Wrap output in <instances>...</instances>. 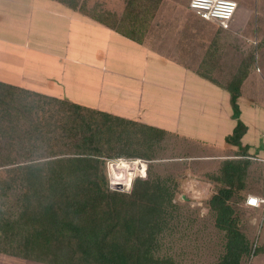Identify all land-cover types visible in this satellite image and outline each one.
<instances>
[{"label": "crops", "instance_id": "0c3cea01", "mask_svg": "<svg viewBox=\"0 0 264 264\" xmlns=\"http://www.w3.org/2000/svg\"><path fill=\"white\" fill-rule=\"evenodd\" d=\"M126 20L86 15L74 0H0V88L166 130L222 166L249 160L264 168V25L247 30L234 19L240 34L189 7L160 10L136 19L145 32L138 43L122 34ZM239 70L248 75L235 115L226 85ZM239 123L244 133L234 144ZM0 264L46 263L0 253Z\"/></svg>", "mask_w": 264, "mask_h": 264}, {"label": "trees", "instance_id": "16d2710c", "mask_svg": "<svg viewBox=\"0 0 264 264\" xmlns=\"http://www.w3.org/2000/svg\"><path fill=\"white\" fill-rule=\"evenodd\" d=\"M136 7L142 13L150 5L129 0L123 19L130 27L122 34L140 43L145 32ZM247 75L239 70L226 85L235 115ZM5 91L0 88V140L7 143L0 156V253L46 264H175L159 255V238L171 219L176 187L154 174L137 179L129 192L118 191L110 187L107 169V159L138 156L124 153L129 137L124 141L121 123L150 132L146 143L152 146L171 134L25 89ZM243 133L239 123L228 140L239 144ZM152 146L139 155L152 158ZM251 164L227 160L215 177L219 188L208 203L227 240L220 264H241L252 252L231 205L244 191ZM18 191L20 209L10 214L4 203Z\"/></svg>", "mask_w": 264, "mask_h": 264}, {"label": "rangeland", "instance_id": "374dc122", "mask_svg": "<svg viewBox=\"0 0 264 264\" xmlns=\"http://www.w3.org/2000/svg\"><path fill=\"white\" fill-rule=\"evenodd\" d=\"M74 1L84 14L99 19L107 18L110 21L111 19H123L129 2V0ZM190 1L147 0V4L150 5L148 11L144 10L140 13L136 7L133 13L136 11L135 17L139 15L141 19H153L160 14V10H187ZM235 1L239 8L234 19H238L242 25L245 22L244 26L247 30L248 28L252 30H256L258 27L262 28L264 25V0ZM119 13H121L120 16H118ZM231 28L240 34L243 30L241 27L237 28L234 21ZM224 74L223 76H226ZM1 117L2 114H0V120ZM142 124L149 126L145 123ZM120 125V129L126 132L124 141H126V137H129L127 139L128 146L122 148L124 153H134L138 155L135 157L151 160L146 180L157 174L161 180L175 186L177 190L171 219L167 229L159 238V255L169 257L175 264H220L225 254L227 240L225 233L216 227L215 214L210 209L208 202L218 191L219 183L215 181V177L217 178L221 174L222 162L212 158L206 159L208 155H211L210 152L205 151L200 145L190 143L178 136L172 134L164 136L152 146L146 143L150 132H142V128L133 124L121 123ZM148 146H152L150 151L152 158L140 156L142 153H146ZM48 147L47 141L41 144L40 152H42L43 158L48 155L44 152V149ZM6 148L5 140H0V149L2 150L0 156L6 154L4 151ZM124 170L116 169L113 174L118 175ZM246 182L244 191L238 193L231 201L240 221L239 228L246 236L252 250L251 255L244 257L241 264H264V204L255 208L247 205L246 202L250 194L264 195V168L255 163L251 164ZM21 195V191L10 194L4 203L5 211L16 215V211L20 209L17 203L18 197Z\"/></svg>", "mask_w": 264, "mask_h": 264}, {"label": "built area", "instance_id": "2783aa9c", "mask_svg": "<svg viewBox=\"0 0 264 264\" xmlns=\"http://www.w3.org/2000/svg\"><path fill=\"white\" fill-rule=\"evenodd\" d=\"M189 8L203 20L213 22L223 30H230L238 10V4L235 0H191ZM149 166L148 160L138 157L107 159L110 187L114 189L121 186V191H131L137 179L145 180L148 177ZM116 169H126L127 175H133L132 181L124 185L114 183L112 175ZM246 202L251 207L259 208L264 204V198L249 195Z\"/></svg>", "mask_w": 264, "mask_h": 264}, {"label": "bare ground", "instance_id": "6f19581e", "mask_svg": "<svg viewBox=\"0 0 264 264\" xmlns=\"http://www.w3.org/2000/svg\"><path fill=\"white\" fill-rule=\"evenodd\" d=\"M112 177H113L114 183L120 184V185L129 184L133 179V175H131V176L127 175L126 169L124 171L120 172L118 175L113 174Z\"/></svg>", "mask_w": 264, "mask_h": 264}, {"label": "water", "instance_id": "95a60500", "mask_svg": "<svg viewBox=\"0 0 264 264\" xmlns=\"http://www.w3.org/2000/svg\"><path fill=\"white\" fill-rule=\"evenodd\" d=\"M114 189H116L118 191H121L122 190V187L121 186H118V187H115Z\"/></svg>", "mask_w": 264, "mask_h": 264}]
</instances>
